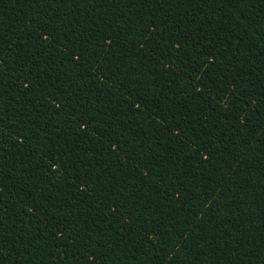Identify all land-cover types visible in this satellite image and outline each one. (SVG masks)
Returning a JSON list of instances; mask_svg holds the SVG:
<instances>
[{
  "label": "trees",
  "instance_id": "16d2710c",
  "mask_svg": "<svg viewBox=\"0 0 264 264\" xmlns=\"http://www.w3.org/2000/svg\"><path fill=\"white\" fill-rule=\"evenodd\" d=\"M0 70V264H264V0H0Z\"/></svg>",
  "mask_w": 264,
  "mask_h": 264
},
{
  "label": "snow or ice",
  "instance_id": "6c2138e0",
  "mask_svg": "<svg viewBox=\"0 0 264 264\" xmlns=\"http://www.w3.org/2000/svg\"><path fill=\"white\" fill-rule=\"evenodd\" d=\"M237 2H238L239 4H244V3H245V0H237ZM42 31L45 32V35H47L46 30L42 29ZM86 40H87V36L85 37V41H86ZM85 41H81V44H83ZM111 43H112V42H108L106 45H103V46H105V47H110ZM41 47H43V45H41ZM193 47H194V48H197V45L193 44ZM199 47H203V46L201 45V46H199ZM197 54L200 55L201 57H205V58H206V57H212V56H213V50H212L211 48H204L202 52H198ZM76 58H77V59L80 58L78 54L76 55ZM205 62H207V60H205ZM200 67H202V65H199V64L195 65V66L193 67V71H197V72H198ZM2 75H3V71L0 70V76H2ZM239 75H240L241 78H243L245 75H249V76H250L251 73H250V72H249V73H243V72H241V73H239ZM225 79H227V76H225ZM201 82H202V81H201ZM248 83H251V81H249ZM29 87H30V80H29L28 78H25V79H24V88L27 89V88H29ZM262 87H264V85H262ZM213 90H214V89H213ZM216 91H218V90H216ZM233 92L244 93V90L240 88V86H239L238 83H236V84H234V86H233L232 92H230L228 95H223V93H218V95H217V97H216L217 102L219 103V102L222 100L223 103H225V104H229V103L231 102V100H232V93H233ZM235 102H236L237 104H239V103H243V100H242V99H241V100H236ZM138 107H139V106H138ZM213 111H215V108H213ZM238 113H239V115H237ZM228 116H233L234 118H236L237 123H239V121L245 119L244 110H243V109H240V108H236V109H232V110L228 111V112H227L226 114H224L221 118L224 119V120H227ZM239 127H240V129H243V128L246 127V125L243 124V123H241V124L239 125ZM233 128L236 129V124H233ZM194 146H195V145H194ZM205 158H206V159L209 158V154L206 153V154H205ZM86 167H87V166H86ZM50 207H55V204L50 205ZM32 211H33V214H34V215L36 216V218L38 219V218H39V210L36 209L35 207H33ZM59 211H60V212H63L64 209H63V208H60ZM30 219H31V217H30ZM0 222H2V220H0ZM0 247H2V245H0Z\"/></svg>",
  "mask_w": 264,
  "mask_h": 264
}]
</instances>
